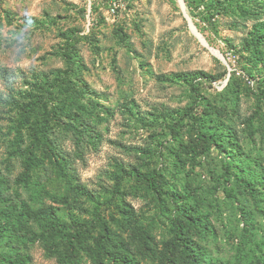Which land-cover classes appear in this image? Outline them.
<instances>
[{
	"label": "rangeland",
	"instance_id": "rangeland-1",
	"mask_svg": "<svg viewBox=\"0 0 264 264\" xmlns=\"http://www.w3.org/2000/svg\"><path fill=\"white\" fill-rule=\"evenodd\" d=\"M210 1L222 8L213 18L204 3L185 0L200 38L179 0H0V264L20 253L31 256L30 264H74L66 242L44 236L35 215L45 206L56 208L71 233L80 222L87 228L75 244L76 264H96L100 221L114 234L107 248L115 255L188 264L171 227L185 205L209 224L190 235L204 264H259L264 43L252 39L264 29V0ZM46 93L47 104L39 102L29 124L19 125L21 106ZM189 109L194 118L184 116ZM39 115L91 197L60 179L43 144L38 153L46 166L26 186L23 151L35 140ZM209 122L236 132L238 158L203 143L201 132L217 131ZM226 162L256 180L258 197L235 183ZM135 167L157 173L164 205L131 174ZM122 207L132 208L131 223ZM113 254L104 264H115Z\"/></svg>",
	"mask_w": 264,
	"mask_h": 264
},
{
	"label": "trees",
	"instance_id": "trees-1",
	"mask_svg": "<svg viewBox=\"0 0 264 264\" xmlns=\"http://www.w3.org/2000/svg\"><path fill=\"white\" fill-rule=\"evenodd\" d=\"M230 1V3H239L243 0H227ZM188 2V0H186ZM199 4L204 3V10L207 12V15L213 18L216 14H219L220 11H222V8L217 7L214 1H204V0H198ZM190 3V2H189ZM233 6V5H232ZM242 10V7H240ZM224 9V7H223ZM84 12H86L84 10ZM257 41L258 44L264 43V29L258 28V34L257 39L253 38L252 42ZM68 60L69 59V53L65 55ZM228 71H226V74ZM202 75H204L202 73ZM195 88V86H194ZM45 97V101H43V98ZM259 100L264 99V91L259 93ZM41 102L42 106L43 104H47L48 102V95L43 94H34L32 95V100L28 103H25L21 106L22 116L19 119V125L27 126L29 124V115H32L34 112L37 104ZM42 112H45L44 110ZM192 110L189 109L184 113V116H192ZM259 112V107L256 113ZM43 115V113H42ZM255 116L253 118H250L248 125L250 127H253ZM44 121L41 118V115H39L35 121V124L31 127L34 131L35 140L32 143V146H30L26 151H23V155L25 156V172L23 175V179L25 181L26 186L31 185V179L37 178L39 176L38 170L42 167L46 166V161L40 154L38 153V150L40 149L39 145L43 144L50 148V155L48 156L49 161L54 165L58 172V176L60 179L66 183V185L73 189L75 192H79L81 194H84L88 197L92 196V193L85 188H83L78 182L75 181L73 175L71 174V171L69 170V162L63 152L60 150V147L56 145L55 141H52V139L46 135V133L43 131ZM84 127L86 128L87 125ZM209 128L216 129L217 131H214L212 133L207 134L206 132H201L200 137L204 144H207L208 146L214 145L219 150L227 151L229 153V156L232 157V159L238 158V155L240 154L238 150L240 149L238 145V138L236 135V132L225 128L220 124H214L213 122H209ZM87 131V129H86ZM91 132V130L89 131ZM20 139V137H19ZM53 147V148H52ZM225 166L230 170L232 175H234L235 183L241 187L247 190L250 194H252L254 197H258L260 192L256 188V180L248 178L245 176L244 172H242L241 167L237 164V169L231 165V162H226ZM131 174L136 177V179L139 182H142L145 184L146 188L149 191H153L157 194L159 201L161 204H165L166 200L163 197L164 188L162 185L161 180L157 176V173L155 172H141L139 168L135 167L133 171H131ZM227 181H230V179H226ZM228 193H230V189H226ZM47 192V191H45ZM49 194V193H48ZM50 195V194H49ZM55 200H58V202H66L67 198L63 197H56L53 196ZM257 207L260 211H263L259 204H257ZM30 208L24 202V209L25 212H30ZM101 210V204H98L96 206V211L100 212ZM121 213L123 214L124 220L131 223L133 221V211L132 208L122 207ZM36 219L40 222L41 227L43 228L44 236L52 243L57 242L60 239H62L63 242H66L71 248L73 252L72 261L74 264H76V247L75 244L80 241L81 237L86 236L87 234V228H85L84 224L82 222L78 223V231L76 233H71L68 231V225L62 219L57 213V210L53 206H45L38 210V212L35 215ZM24 219H22L23 221ZM122 223V221H121ZM23 224H25L23 222ZM198 224H200V227L209 228L208 222L202 218V216L198 213V211L192 207L185 205L182 208L181 215L172 219V230L175 233V236L177 239L182 240V252L185 255L186 259L188 260V264H204V253L202 252L201 248L193 243L191 241V232L194 230H198ZM100 230H101V237L97 240L96 248L93 251V256L96 264H104L105 260L108 258V256L113 254L111 249L109 250L108 246H114V240H113V232L107 226V224L103 221L99 222ZM13 229H17V225H13ZM116 246V245H115ZM124 250V247H120L117 245V249ZM113 249V248H112ZM123 254V255H122ZM122 256L121 259H119ZM30 258L31 256L27 253H20L18 255H6L3 257V260L9 264H30ZM111 259L115 264H139L136 262L133 258L129 257L125 252L121 251L117 253L116 255L113 254ZM259 264H264V255L262 259H259Z\"/></svg>",
	"mask_w": 264,
	"mask_h": 264
},
{
	"label": "water",
	"instance_id": "water-1",
	"mask_svg": "<svg viewBox=\"0 0 264 264\" xmlns=\"http://www.w3.org/2000/svg\"><path fill=\"white\" fill-rule=\"evenodd\" d=\"M180 3H181V6H182V9L184 11V14L186 16V18L188 19L189 21V24H190V27L191 29L193 30V32L199 36L201 38V33L198 31L196 25L194 24L192 18L190 17V15L188 14V11H187V8H186V5H185V0H179Z\"/></svg>",
	"mask_w": 264,
	"mask_h": 264
},
{
	"label": "built area",
	"instance_id": "built-area-1",
	"mask_svg": "<svg viewBox=\"0 0 264 264\" xmlns=\"http://www.w3.org/2000/svg\"><path fill=\"white\" fill-rule=\"evenodd\" d=\"M114 10V9H113Z\"/></svg>",
	"mask_w": 264,
	"mask_h": 264
}]
</instances>
